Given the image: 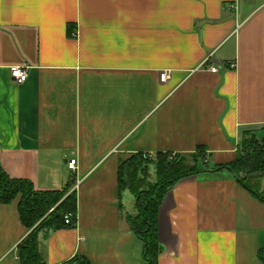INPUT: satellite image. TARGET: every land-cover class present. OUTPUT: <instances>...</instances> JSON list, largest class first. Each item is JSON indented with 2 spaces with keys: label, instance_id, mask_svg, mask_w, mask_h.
Here are the masks:
<instances>
[{
  "label": "crops",
  "instance_id": "crops-1",
  "mask_svg": "<svg viewBox=\"0 0 264 264\" xmlns=\"http://www.w3.org/2000/svg\"><path fill=\"white\" fill-rule=\"evenodd\" d=\"M246 132L264 135V0H0V171L79 181L76 227L40 237L47 264H145L121 162L204 148L226 165ZM158 220L159 264H261L264 203L227 171L181 181ZM28 235L19 200L0 206V264Z\"/></svg>",
  "mask_w": 264,
  "mask_h": 264
},
{
  "label": "trees",
  "instance_id": "trees-1",
  "mask_svg": "<svg viewBox=\"0 0 264 264\" xmlns=\"http://www.w3.org/2000/svg\"><path fill=\"white\" fill-rule=\"evenodd\" d=\"M203 171L223 172L230 175L255 198L264 203V135L246 132L236 159L226 165L210 168L204 148L191 155L158 153L155 159L135 154L124 160L119 168V189L129 190L135 197L136 214L128 215L127 222L133 234L143 244L145 264H159L163 246L159 240V210L167 195L181 181ZM74 182L63 190L38 191L29 180L12 179L0 171V206L19 200V214L29 235L18 246L20 264H47L42 251V234L73 229L77 224V194L71 192ZM72 216L71 224L66 217ZM264 264V249L258 254ZM68 264H91L77 256Z\"/></svg>",
  "mask_w": 264,
  "mask_h": 264
},
{
  "label": "built area",
  "instance_id": "built-area-1",
  "mask_svg": "<svg viewBox=\"0 0 264 264\" xmlns=\"http://www.w3.org/2000/svg\"><path fill=\"white\" fill-rule=\"evenodd\" d=\"M224 67L225 66H223L221 64H215L214 66H211L210 71L212 73H219L220 71L223 70ZM229 67L231 69H235L236 64L235 63H231L229 65ZM11 76L15 80V82L17 84H19V85L24 84L29 78V74L27 72V69L26 68H22V67L12 68ZM143 155H144L145 159H155V157H156V154H152V153H144ZM175 156H176V154H173V157H175ZM67 168L72 174H76L77 171H78V161L75 160V159L71 160L68 163ZM78 187H79V181L76 182L75 187H74V191L76 189H78ZM71 219H72V216L68 215L66 217V223L67 224H71V222H72Z\"/></svg>",
  "mask_w": 264,
  "mask_h": 264
},
{
  "label": "rangeland",
  "instance_id": "rangeland-1",
  "mask_svg": "<svg viewBox=\"0 0 264 264\" xmlns=\"http://www.w3.org/2000/svg\"><path fill=\"white\" fill-rule=\"evenodd\" d=\"M260 185L264 189V179L261 180Z\"/></svg>",
  "mask_w": 264,
  "mask_h": 264
}]
</instances>
